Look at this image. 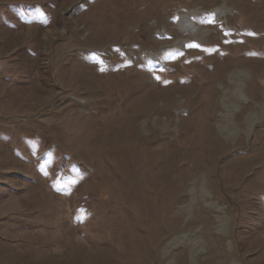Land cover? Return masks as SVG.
<instances>
[{"label":"rangeland","instance_id":"1","mask_svg":"<svg viewBox=\"0 0 264 264\" xmlns=\"http://www.w3.org/2000/svg\"><path fill=\"white\" fill-rule=\"evenodd\" d=\"M0 264H264V0H0Z\"/></svg>","mask_w":264,"mask_h":264},{"label":"bare ground","instance_id":"2","mask_svg":"<svg viewBox=\"0 0 264 264\" xmlns=\"http://www.w3.org/2000/svg\"><path fill=\"white\" fill-rule=\"evenodd\" d=\"M235 76H236V78H235L236 82L234 84V88L237 87L236 83H238V81H240L241 79H245V75L243 73H241V72L236 73ZM235 94H236V91H235ZM239 102H241V100H239V96L237 95V98L235 99L234 103L237 104ZM236 131H237V127L235 126V124L233 122H231L230 116L227 115V117H225L223 119V121H222V123L220 125V133L223 136L229 138V137H232L233 135H235ZM191 247L193 249H195V250L198 249V245H197L196 241H195V243L193 242Z\"/></svg>","mask_w":264,"mask_h":264},{"label":"snow or ice","instance_id":"3","mask_svg":"<svg viewBox=\"0 0 264 264\" xmlns=\"http://www.w3.org/2000/svg\"><path fill=\"white\" fill-rule=\"evenodd\" d=\"M194 46L198 47V45H194Z\"/></svg>","mask_w":264,"mask_h":264}]
</instances>
